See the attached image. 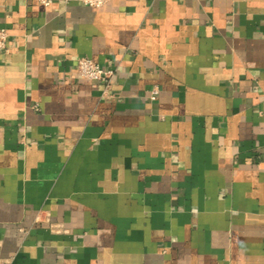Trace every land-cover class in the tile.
I'll use <instances>...</instances> for the list:
<instances>
[{
    "label": "crops",
    "instance_id": "crops-1",
    "mask_svg": "<svg viewBox=\"0 0 264 264\" xmlns=\"http://www.w3.org/2000/svg\"><path fill=\"white\" fill-rule=\"evenodd\" d=\"M1 28L0 264H264V0H0Z\"/></svg>",
    "mask_w": 264,
    "mask_h": 264
},
{
    "label": "built area",
    "instance_id": "built-area-1",
    "mask_svg": "<svg viewBox=\"0 0 264 264\" xmlns=\"http://www.w3.org/2000/svg\"><path fill=\"white\" fill-rule=\"evenodd\" d=\"M39 4L42 6H49L52 2V0H37ZM83 4L90 6V7H101L104 4H106L110 0H81ZM7 33L6 31L1 28L0 29V50H7L8 44H7ZM75 70L76 73L86 79L93 80V81H99L108 83L110 81V78L112 76L111 70H105L101 68L97 63L93 62L91 59L87 57H78L75 60ZM156 91H153V96L151 98H154V93Z\"/></svg>",
    "mask_w": 264,
    "mask_h": 264
}]
</instances>
